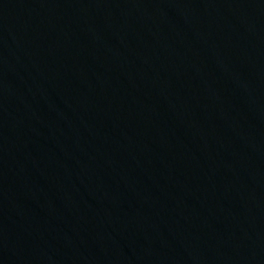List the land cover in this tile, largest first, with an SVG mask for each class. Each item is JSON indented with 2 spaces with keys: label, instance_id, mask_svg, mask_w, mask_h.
Returning a JSON list of instances; mask_svg holds the SVG:
<instances>
[{
  "label": "water",
  "instance_id": "1",
  "mask_svg": "<svg viewBox=\"0 0 264 264\" xmlns=\"http://www.w3.org/2000/svg\"><path fill=\"white\" fill-rule=\"evenodd\" d=\"M0 264H264V0H0Z\"/></svg>",
  "mask_w": 264,
  "mask_h": 264
}]
</instances>
